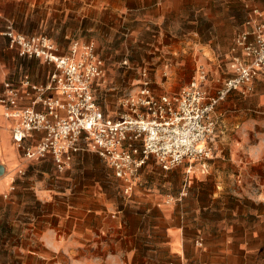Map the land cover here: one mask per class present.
<instances>
[{
	"label": "crops",
	"instance_id": "1",
	"mask_svg": "<svg viewBox=\"0 0 264 264\" xmlns=\"http://www.w3.org/2000/svg\"><path fill=\"white\" fill-rule=\"evenodd\" d=\"M176 2L177 0H0V93L4 91V84L9 82L19 92V108H33L39 112L47 111L43 105L47 99L65 101L59 90L47 88L56 71L53 65L38 59L20 57L17 51L9 49L4 33L10 25L24 35H48L57 44L60 53L68 55L75 42L95 46L101 42V34L105 37L111 35L114 20L124 24L129 19H134V25L162 22L169 18L171 10H176ZM247 11L248 16L244 15L243 19L247 21L246 31H250L264 18V0H250ZM231 76L232 71L226 79ZM109 77L105 74L94 83V95L100 106L98 88L109 85ZM205 87L211 94L220 88L212 92L208 83ZM109 100L114 103L116 96L111 94ZM3 113L4 107L0 105V226L10 222L9 205L18 202L16 195L22 193L20 184L30 183L28 193L31 201L47 205L50 193L48 173L50 169L54 174L57 173L49 157L34 161L22 157L11 138V129L17 119L5 118ZM109 116L113 119L117 117ZM215 117L218 126L216 140L212 145L214 156L209 161L208 168L204 166V169H193L197 180L194 186L199 187V183H202L203 186H213V190L191 194L184 189V192L169 201L173 207L165 209L162 204H157L166 223L163 233L166 241L163 247L172 257L169 264L264 262V74L259 73L250 87L232 92L216 108ZM42 137L43 133H35L29 141L33 144ZM85 157L93 159L98 156L84 152L77 154L75 159ZM28 164L37 166L34 172L40 174L38 180L28 181L20 176L21 168ZM257 185L259 188H256ZM230 202L240 203L241 208H245L244 204L248 205V212L237 213L224 206L221 210L231 213L234 220L225 218L222 224H212L206 229L201 221V213L205 215L217 212L218 205ZM189 203L194 205L192 210ZM258 208L263 211L260 212ZM32 214L29 215L32 217ZM17 218L18 215L15 222ZM37 218L45 223L40 227L39 236L42 249L46 252L38 253L28 248L30 256L22 264H29V260H40V264H59L65 215L59 212L51 215V221H56L54 226H50V215L47 212ZM113 218L117 221V217L106 215L108 225L104 222L101 226L86 229L98 237L97 240L90 241L88 247L102 250L113 247L115 242L100 239L102 235L112 236L109 224L113 222ZM77 222L74 219L71 224L76 225ZM8 242L0 238V246H6L7 251L27 249ZM49 250L57 253L51 261L47 253ZM136 262H139V258Z\"/></svg>",
	"mask_w": 264,
	"mask_h": 264
},
{
	"label": "rangeland",
	"instance_id": "2",
	"mask_svg": "<svg viewBox=\"0 0 264 264\" xmlns=\"http://www.w3.org/2000/svg\"><path fill=\"white\" fill-rule=\"evenodd\" d=\"M249 5L250 0H177L176 10H171L169 18L157 24L134 25V19L120 24L114 20L113 33L106 37L101 34V42L94 43L105 62V74L110 76L109 85L98 88L97 98L102 109L114 116L126 112L125 102L137 93L138 85L144 80L149 81L157 95L179 93L200 67L209 73L208 87L214 92L230 76L234 58L243 55L236 40L246 31L247 21L243 16H248ZM111 94L116 96L114 103L109 100ZM209 161L201 160L193 167L208 168ZM36 168L35 164H28L21 168L20 176L28 181L38 180L40 174L34 172ZM187 168L183 164L166 172L150 158L133 190L127 192V184L117 179L99 157L74 159L64 172L56 169L57 176L50 169L47 205L31 201L30 183L20 184L22 193L16 195L17 203L9 205L10 222L0 226V238L27 249L7 251L6 246H0V264H22L30 256L28 248L46 252L39 236L40 227L45 223L37 218L46 212L50 215V226L56 224L55 220L51 221V215L57 212L65 215L59 264H169L172 257L163 247L166 223L157 204L165 209L173 207L169 201L184 189L191 194L213 190V186L202 183L194 186L197 180L193 172L186 173ZM193 206L189 203L191 210ZM224 206L237 213L248 212L246 204L241 208L240 203H222L217 206V212L201 213L206 229L212 224H222L225 218L234 220L231 213L221 210ZM106 215L117 217V221L113 218L109 224L112 236L102 235L100 239L115 244L108 250L91 249L87 244L98 237L86 229L104 222L108 225ZM74 219L78 224H71ZM47 253L50 261L57 254L55 250ZM39 261L29 260V264H40Z\"/></svg>",
	"mask_w": 264,
	"mask_h": 264
},
{
	"label": "built area",
	"instance_id": "3",
	"mask_svg": "<svg viewBox=\"0 0 264 264\" xmlns=\"http://www.w3.org/2000/svg\"><path fill=\"white\" fill-rule=\"evenodd\" d=\"M8 47L20 57L38 59L55 67L48 89L59 90L65 101L47 99L45 112L19 108V92L6 82L0 93L3 116L17 119L12 142L28 161L51 158L62 173L77 154L92 153L132 191L150 158L166 172L187 164L193 172L201 160H211L218 122L216 108L235 91L250 87L264 74V18L236 40L243 56L231 63L232 76L211 94L205 87L209 73L199 68L181 92L157 95L144 80L115 119L107 115L94 95V83L105 75V62L90 43H73L68 55L46 34L24 35L10 25ZM63 114V115H62ZM35 133L43 137L30 143ZM184 194H182L183 196Z\"/></svg>",
	"mask_w": 264,
	"mask_h": 264
}]
</instances>
